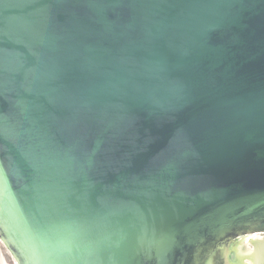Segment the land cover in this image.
I'll list each match as a JSON object with an SVG mask.
<instances>
[{
	"label": "water",
	"instance_id": "obj_1",
	"mask_svg": "<svg viewBox=\"0 0 264 264\" xmlns=\"http://www.w3.org/2000/svg\"><path fill=\"white\" fill-rule=\"evenodd\" d=\"M259 234L264 0H0L16 264H264Z\"/></svg>",
	"mask_w": 264,
	"mask_h": 264
},
{
	"label": "rangeland",
	"instance_id": "obj_2",
	"mask_svg": "<svg viewBox=\"0 0 264 264\" xmlns=\"http://www.w3.org/2000/svg\"><path fill=\"white\" fill-rule=\"evenodd\" d=\"M245 243L243 242V245ZM246 245V244H245ZM243 252L246 249L245 246H242ZM0 256L3 260V264H15L14 259L12 258L11 254L9 251L3 246V244L0 243Z\"/></svg>",
	"mask_w": 264,
	"mask_h": 264
},
{
	"label": "flooded vegetation",
	"instance_id": "obj_3",
	"mask_svg": "<svg viewBox=\"0 0 264 264\" xmlns=\"http://www.w3.org/2000/svg\"><path fill=\"white\" fill-rule=\"evenodd\" d=\"M255 237H257V238H264V234H259V235H256Z\"/></svg>",
	"mask_w": 264,
	"mask_h": 264
},
{
	"label": "bare ground",
	"instance_id": "obj_4",
	"mask_svg": "<svg viewBox=\"0 0 264 264\" xmlns=\"http://www.w3.org/2000/svg\"><path fill=\"white\" fill-rule=\"evenodd\" d=\"M0 264H3V260H2V258L0 257Z\"/></svg>",
	"mask_w": 264,
	"mask_h": 264
}]
</instances>
